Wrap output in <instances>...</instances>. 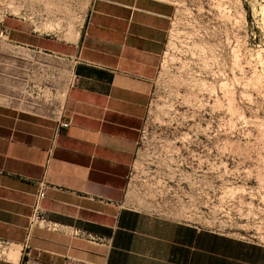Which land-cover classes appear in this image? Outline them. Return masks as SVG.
Here are the masks:
<instances>
[{
  "label": "crops",
  "instance_id": "1",
  "mask_svg": "<svg viewBox=\"0 0 264 264\" xmlns=\"http://www.w3.org/2000/svg\"><path fill=\"white\" fill-rule=\"evenodd\" d=\"M174 14L167 0H0V264H264L262 243L125 200ZM42 180L50 228L29 233Z\"/></svg>",
  "mask_w": 264,
  "mask_h": 264
},
{
  "label": "rangeland",
  "instance_id": "2",
  "mask_svg": "<svg viewBox=\"0 0 264 264\" xmlns=\"http://www.w3.org/2000/svg\"><path fill=\"white\" fill-rule=\"evenodd\" d=\"M167 1L125 200L264 244V0Z\"/></svg>",
  "mask_w": 264,
  "mask_h": 264
},
{
  "label": "built area",
  "instance_id": "3",
  "mask_svg": "<svg viewBox=\"0 0 264 264\" xmlns=\"http://www.w3.org/2000/svg\"><path fill=\"white\" fill-rule=\"evenodd\" d=\"M71 125V121H64L59 126H57L54 130V140L59 136L61 129H67ZM48 188V184L45 180L38 182V192L35 195L34 204L32 206V213L29 216V227L28 231H30L36 226H42L45 228H50V222L47 220L45 214L41 209V204L43 200L46 198V190ZM27 264V263H23Z\"/></svg>",
  "mask_w": 264,
  "mask_h": 264
}]
</instances>
